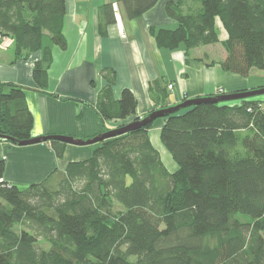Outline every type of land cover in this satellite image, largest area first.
<instances>
[{
	"label": "trees",
	"instance_id": "1",
	"mask_svg": "<svg viewBox=\"0 0 264 264\" xmlns=\"http://www.w3.org/2000/svg\"><path fill=\"white\" fill-rule=\"evenodd\" d=\"M159 1L117 0L128 20ZM165 13L174 29H148L159 49L220 44L223 71L264 73V0H168ZM64 16L65 0H0V39L12 41L15 59L41 54L32 67L41 91L52 61L44 39L66 48ZM115 23L113 3L104 4L99 35ZM102 77L106 86L94 106L100 119L120 121L115 128L138 121L133 93L123 89L114 100V73ZM161 85L154 81L152 90ZM25 92L0 84V135L13 144L32 138ZM159 119L173 173L150 143L153 122L99 143L89 159L26 187L1 181V159L0 264H264L262 101L201 103ZM47 142L62 158L66 144Z\"/></svg>",
	"mask_w": 264,
	"mask_h": 264
},
{
	"label": "crops",
	"instance_id": "2",
	"mask_svg": "<svg viewBox=\"0 0 264 264\" xmlns=\"http://www.w3.org/2000/svg\"><path fill=\"white\" fill-rule=\"evenodd\" d=\"M166 1L160 0L142 16L128 20L117 0H65L62 32L66 48L61 50L44 39L52 57L44 91L32 79L33 64L41 54L15 59L12 41L0 39V84L26 89L25 101L34 119L32 138L60 135L85 140L117 127L120 121L104 122L94 110L98 95L106 86L102 77L106 70L115 77L113 99L118 100L123 89L130 90L137 103L134 117L140 119L152 110L172 107L185 99L264 85L261 71L252 70L247 77L223 71L219 63L226 52L220 44L202 47L200 53L197 49L186 52L183 47L174 51L159 49L148 29L175 28L165 13ZM110 2L116 23L100 36L99 10ZM219 36L225 39L220 29ZM154 81L162 82L159 91L152 90ZM260 100L264 107V96ZM163 124L162 119L153 122L149 139L166 170L169 168L172 173L176 165L159 138ZM96 148L66 144L62 158L58 159L48 142L19 146L0 139V160L5 163L1 181L17 187L39 183L55 169L63 171L71 162L89 159Z\"/></svg>",
	"mask_w": 264,
	"mask_h": 264
},
{
	"label": "water",
	"instance_id": "3",
	"mask_svg": "<svg viewBox=\"0 0 264 264\" xmlns=\"http://www.w3.org/2000/svg\"><path fill=\"white\" fill-rule=\"evenodd\" d=\"M259 96H264V87L252 89V90L236 91L232 93L219 94L216 96L195 97V98L186 99L185 101H182L179 104L174 105L172 107L156 109L155 111L148 113V115L144 117L143 119L130 122L119 128L108 130L90 139L84 140V139H75L73 137H68V136L47 135V136L34 137V138H31L25 141H16V144L19 146H28V145L47 142V141H59L65 144H70V145H75V146H86V145H91L94 143H101L109 138L123 135L147 123H152L159 118L165 117L169 114L178 112L179 110H182V109H185L191 106H195L201 103L208 102V103L217 104V103H222V102H232V101L259 97ZM0 139L12 141V139L8 137H3L1 135H0Z\"/></svg>",
	"mask_w": 264,
	"mask_h": 264
},
{
	"label": "rangeland",
	"instance_id": "4",
	"mask_svg": "<svg viewBox=\"0 0 264 264\" xmlns=\"http://www.w3.org/2000/svg\"><path fill=\"white\" fill-rule=\"evenodd\" d=\"M197 50L199 51V53L202 51L200 48H198ZM193 52H194V51H193ZM215 54H216V56H218L217 53H215ZM259 88H261V87H259ZM261 97H262V96H259L258 99H260ZM94 137H95V136H94ZM91 138H92V137H91ZM89 139H90V138H89ZM85 140H86V139H85ZM91 145H95V146L98 147V146H99V143H94V144H91ZM167 167H168V166H167ZM168 170L171 171L169 168H167V171H168ZM176 170H177V166H176L175 171H176ZM169 171H168V172H169ZM169 173H171V172H169ZM172 173H173V172H172ZM42 247H45V245H42Z\"/></svg>",
	"mask_w": 264,
	"mask_h": 264
}]
</instances>
